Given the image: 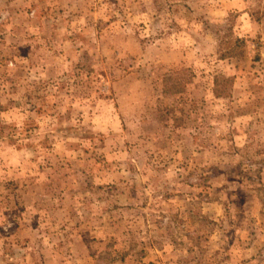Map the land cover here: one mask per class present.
Masks as SVG:
<instances>
[{"label": "rangeland", "instance_id": "1", "mask_svg": "<svg viewBox=\"0 0 264 264\" xmlns=\"http://www.w3.org/2000/svg\"><path fill=\"white\" fill-rule=\"evenodd\" d=\"M0 264H264V0H0Z\"/></svg>", "mask_w": 264, "mask_h": 264}, {"label": "trees", "instance_id": "2", "mask_svg": "<svg viewBox=\"0 0 264 264\" xmlns=\"http://www.w3.org/2000/svg\"><path fill=\"white\" fill-rule=\"evenodd\" d=\"M223 81H225L224 79H223ZM217 83H218V80L216 79V81H215V87L217 88ZM215 94L216 95H220V93H218L217 91H215Z\"/></svg>", "mask_w": 264, "mask_h": 264}]
</instances>
